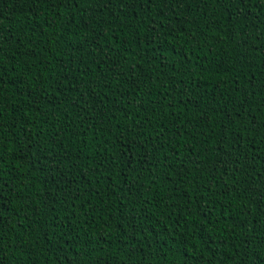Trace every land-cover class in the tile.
Segmentation results:
<instances>
[{
    "label": "trees",
    "instance_id": "obj_1",
    "mask_svg": "<svg viewBox=\"0 0 264 264\" xmlns=\"http://www.w3.org/2000/svg\"><path fill=\"white\" fill-rule=\"evenodd\" d=\"M0 264H264V0H0Z\"/></svg>",
    "mask_w": 264,
    "mask_h": 264
}]
</instances>
